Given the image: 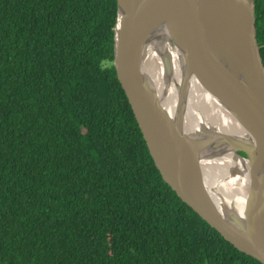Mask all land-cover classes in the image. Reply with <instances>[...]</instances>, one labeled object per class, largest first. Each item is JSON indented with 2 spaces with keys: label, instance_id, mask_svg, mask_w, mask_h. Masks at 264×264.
<instances>
[{
  "label": "trees",
  "instance_id": "1",
  "mask_svg": "<svg viewBox=\"0 0 264 264\" xmlns=\"http://www.w3.org/2000/svg\"><path fill=\"white\" fill-rule=\"evenodd\" d=\"M116 17V0H0V264H263L162 177L115 70Z\"/></svg>",
  "mask_w": 264,
  "mask_h": 264
},
{
  "label": "water",
  "instance_id": "2",
  "mask_svg": "<svg viewBox=\"0 0 264 264\" xmlns=\"http://www.w3.org/2000/svg\"><path fill=\"white\" fill-rule=\"evenodd\" d=\"M116 1L115 70L162 177L264 264V63L254 0ZM152 64L162 72L160 88ZM192 84L237 129L218 118L189 125ZM226 151L247 163L246 193L232 202L213 184L212 166ZM218 186L226 191L225 181Z\"/></svg>",
  "mask_w": 264,
  "mask_h": 264
},
{
  "label": "bare ground",
  "instance_id": "3",
  "mask_svg": "<svg viewBox=\"0 0 264 264\" xmlns=\"http://www.w3.org/2000/svg\"><path fill=\"white\" fill-rule=\"evenodd\" d=\"M160 39L163 40V36H160ZM150 72L153 80L160 88L162 86V72L160 71V67L152 64ZM163 73L165 75V70ZM189 102L190 116L187 118L189 125L198 128L203 125L205 126L212 119L218 118L217 121H224L226 123L224 125L237 129L233 125L234 122L231 118L224 114L220 115L217 110L214 111L212 102L207 99L204 93L199 91L196 84H192ZM212 169L215 172V178L213 180L214 189L221 190L224 193L223 201L227 200L228 202H232V200L238 198L239 194L246 193L248 183L246 160L239 158L232 151H226L221 155V158L215 160ZM222 181L226 182V191L218 186Z\"/></svg>",
  "mask_w": 264,
  "mask_h": 264
}]
</instances>
